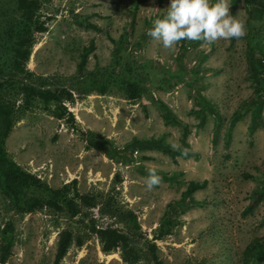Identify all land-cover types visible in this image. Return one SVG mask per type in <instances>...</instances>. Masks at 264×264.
<instances>
[{
  "label": "rangeland",
  "instance_id": "rangeland-1",
  "mask_svg": "<svg viewBox=\"0 0 264 264\" xmlns=\"http://www.w3.org/2000/svg\"><path fill=\"white\" fill-rule=\"evenodd\" d=\"M168 4L41 3L38 14L46 30L35 34L25 69L35 84L70 89L73 100L62 103L66 112L61 118L52 105L40 102L20 112L5 147L16 163L48 186L74 181L72 193L88 196L95 205L75 197L80 207L75 217L47 208L16 214L0 193V230L6 222L13 225L5 264H54L64 230H71L73 240L59 264H126L120 250L102 252L95 233L106 227L127 231L118 217L99 212L104 199L133 212L139 225L136 247L146 250L145 240L154 242L161 264H241L246 245L264 235V101L259 118L252 117V102L264 99V93H255L249 70L250 22L244 3L238 2L234 16L245 22V36L212 43L181 40L172 49L147 35ZM11 14L15 0H0V27ZM90 42L93 50L78 71ZM128 77L142 85L140 98L129 100L123 93L120 83ZM93 80L108 82L105 94L89 89ZM199 95L207 103L203 112L196 105ZM8 99L20 103V96ZM157 102L186 127L187 147L181 142L183 127L166 123ZM99 137L116 150L137 140L159 139L187 154L173 158L159 149L136 150L119 165L88 141ZM153 168L162 180L148 189L145 179ZM203 180L206 187L191 195L181 223L152 240L167 205L181 200L188 182ZM135 264L158 263L148 253Z\"/></svg>",
  "mask_w": 264,
  "mask_h": 264
},
{
  "label": "trees",
  "instance_id": "trees-1",
  "mask_svg": "<svg viewBox=\"0 0 264 264\" xmlns=\"http://www.w3.org/2000/svg\"><path fill=\"white\" fill-rule=\"evenodd\" d=\"M45 1L48 0H15V14L8 16L4 27H0V193L5 196L8 209L16 214H25L47 208L54 212H64L70 217H75L80 212L75 197L82 203L91 205L90 207L94 206L95 203L90 202L91 199L86 195L79 196L72 193L74 181L63 184L59 188H52L36 175L24 170L11 158L5 147L6 139L20 112L40 102L43 105H52L54 115L61 118L66 112L62 103L73 100V93L70 89H50L44 87L43 84H35L32 81L33 73L25 69V64L35 42V34L46 30L45 23L40 20L38 14L41 3ZM239 1H243L250 22V31L247 37L248 63L251 78L256 87L255 93L259 96L260 93H264V0H231L230 14L235 15ZM235 39L232 38V40ZM198 42L200 41L196 43ZM92 50L93 42H90L89 47L85 48L81 55L78 71L83 70L87 56ZM107 85L108 82L104 80H93L89 89L96 90L98 94L103 95L107 91ZM120 87L129 100L140 98L144 93L142 85L133 77L123 79ZM11 94L20 96L18 105H16L17 100L11 101L12 99H8ZM263 101L262 97H258L252 102L254 105L252 116L254 121L259 118ZM156 105L164 115L166 123L178 124L183 127L181 142L183 146L187 147L188 132L186 127L161 102H157ZM196 105L203 112L207 103L199 95ZM196 113L198 114L199 111H196ZM88 141L93 148L100 150L106 157L116 162H121L133 151L143 149H159L173 158L185 153L181 148L173 149L171 146L163 144L159 139L137 140L121 150H116L112 143L103 137L89 139ZM228 144L229 141L227 140L226 148ZM206 185V180L188 182L181 200L167 205L162 222L156 228L152 240H158L170 234L171 229L181 223L179 216L192 205L190 203L191 195L195 191L205 188ZM100 205L99 212L101 214L109 213L111 216L118 217L119 221L127 227L126 232L111 227L95 230L102 252L109 254L120 250L122 260L126 264H135L143 257H147L149 253L152 261L161 264V262H157L154 255L156 249L154 242L145 240L146 250L136 247L135 239L139 225L132 211L123 209L109 199H104ZM12 226L10 222H6L0 230V264H5L11 254L13 246ZM72 240L71 230H64L60 233L56 245L54 264L60 263ZM81 244L82 240L79 239L78 245ZM263 262L264 235L253 238L244 248L241 257V264H261Z\"/></svg>",
  "mask_w": 264,
  "mask_h": 264
},
{
  "label": "clouds",
  "instance_id": "clouds-1",
  "mask_svg": "<svg viewBox=\"0 0 264 264\" xmlns=\"http://www.w3.org/2000/svg\"><path fill=\"white\" fill-rule=\"evenodd\" d=\"M229 6V0H169L167 11L154 19L147 35L166 49L174 48L181 40L212 43L241 38L246 34L245 22L230 14ZM161 180L156 169H149L146 187L152 189Z\"/></svg>",
  "mask_w": 264,
  "mask_h": 264
},
{
  "label": "built area",
  "instance_id": "built-area-1",
  "mask_svg": "<svg viewBox=\"0 0 264 264\" xmlns=\"http://www.w3.org/2000/svg\"><path fill=\"white\" fill-rule=\"evenodd\" d=\"M136 153V152H135ZM119 165H121V162L119 163Z\"/></svg>",
  "mask_w": 264,
  "mask_h": 264
}]
</instances>
